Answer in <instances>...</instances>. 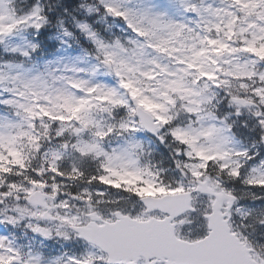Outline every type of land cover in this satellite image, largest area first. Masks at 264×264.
Listing matches in <instances>:
<instances>
[{
    "label": "snow or ice",
    "instance_id": "obj_1",
    "mask_svg": "<svg viewBox=\"0 0 264 264\" xmlns=\"http://www.w3.org/2000/svg\"><path fill=\"white\" fill-rule=\"evenodd\" d=\"M0 264H264V0H0Z\"/></svg>",
    "mask_w": 264,
    "mask_h": 264
}]
</instances>
